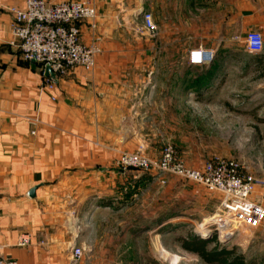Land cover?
I'll use <instances>...</instances> for the list:
<instances>
[{"label": "crops", "instance_id": "crops-1", "mask_svg": "<svg viewBox=\"0 0 264 264\" xmlns=\"http://www.w3.org/2000/svg\"><path fill=\"white\" fill-rule=\"evenodd\" d=\"M24 1L0 0L2 253L17 264H68L75 245L84 250L81 264H149V229L189 222L178 204L186 184L123 173L116 157L140 150L156 159L164 142L179 141L187 114L179 104H190L198 90L181 70L204 67L209 90L223 76L216 74L221 57L234 54L231 42L249 31L264 41V0H93L94 27L80 22V37L87 46L97 40L101 53L93 70L56 77L53 91L44 69L12 43L9 9ZM145 14L154 30L145 28ZM203 46L215 61L190 66L189 52ZM194 187L207 204H219ZM254 200L264 207V188ZM22 238L28 243L19 247Z\"/></svg>", "mask_w": 264, "mask_h": 264}, {"label": "rangeland", "instance_id": "rangeland-1", "mask_svg": "<svg viewBox=\"0 0 264 264\" xmlns=\"http://www.w3.org/2000/svg\"><path fill=\"white\" fill-rule=\"evenodd\" d=\"M199 40L205 44L208 41L215 43L219 39ZM230 45V53L234 54L228 56L225 61L222 56L220 67L215 70L216 74L220 71L223 76L219 77L208 91L204 90L203 86H198L190 104H179L180 111L187 113L180 119L181 128L177 135L179 141L164 142L158 158L164 146L171 145L175 150L177 162L187 168L195 169L207 161L224 158L238 163L242 174L252 175L264 181V52L261 55L248 54L244 51L243 43L238 40ZM215 59L216 55L213 54L209 66ZM224 63L227 64L225 67ZM205 72L204 67L188 71L182 69L180 75L185 74L184 77L197 79L204 76ZM124 152L139 153L154 159L140 150ZM130 171L137 176L149 175L150 179L155 180L160 176L163 178L160 180L163 186H167L174 178L186 184L177 190L182 195V200L177 201L181 207V219L189 222L177 220L176 224H170L174 227L166 225L168 228L165 226L158 230L149 229V264H205L195 253L182 249L178 242V238H187L193 234L202 239L216 235L223 246L234 248L236 254L243 255L247 264H264V222L256 229L240 225L233 229L220 228L218 231L215 230V225L208 228L206 223L210 224L220 209L221 195L194 182L170 174H161L153 169L148 172L137 169ZM194 185L219 199V204H207L206 201L211 202L209 197ZM193 191H196L195 199L190 196ZM262 204L264 205V202ZM147 235L143 233V241ZM144 249L143 245V251Z\"/></svg>", "mask_w": 264, "mask_h": 264}, {"label": "built area", "instance_id": "built-area-1", "mask_svg": "<svg viewBox=\"0 0 264 264\" xmlns=\"http://www.w3.org/2000/svg\"><path fill=\"white\" fill-rule=\"evenodd\" d=\"M12 16L10 34L12 43L20 50L26 62L39 64L43 69L49 66L59 77L72 68L93 70L96 57L101 53L97 40L90 46L81 41L79 23L88 21L93 28L96 10L93 0L62 1L50 4L45 0H25L23 7L9 9ZM144 26L154 30L151 16H143ZM243 46L249 54H260L264 41L257 31H249L243 38ZM213 59V53L202 47L189 52L190 66H207ZM51 79V78H50ZM47 88L54 90V80ZM55 100L54 97L51 98ZM115 167L121 171L156 170L161 174H170L186 181L194 182L209 191L221 195L220 209L206 226L230 229L244 226L256 229L264 222V207L254 196L264 188V181L244 175L238 163L224 158H216L190 169L178 163L175 150L165 145L158 159H150L139 153L122 152L115 160ZM217 226V227H216ZM28 240L20 239L19 247L27 245ZM84 250L75 245L70 249L68 264H81ZM0 264H17L4 257L0 246Z\"/></svg>", "mask_w": 264, "mask_h": 264}, {"label": "trees", "instance_id": "trees-1", "mask_svg": "<svg viewBox=\"0 0 264 264\" xmlns=\"http://www.w3.org/2000/svg\"><path fill=\"white\" fill-rule=\"evenodd\" d=\"M205 75L196 79V85L202 86ZM182 249L195 253L205 264H247L244 256L236 254L235 249H228L217 239L216 235L208 239H202L196 234L189 235L187 238H178ZM212 245V247H209ZM248 264H255L254 262Z\"/></svg>", "mask_w": 264, "mask_h": 264}, {"label": "water", "instance_id": "water-1", "mask_svg": "<svg viewBox=\"0 0 264 264\" xmlns=\"http://www.w3.org/2000/svg\"><path fill=\"white\" fill-rule=\"evenodd\" d=\"M44 77L46 78H51L53 80L56 79V75L51 71L50 67L49 66H45L44 67ZM30 196H33L34 195V190H31L30 193H29ZM205 237V236H204Z\"/></svg>", "mask_w": 264, "mask_h": 264}]
</instances>
